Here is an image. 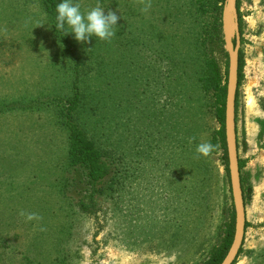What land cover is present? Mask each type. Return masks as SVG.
I'll return each mask as SVG.
<instances>
[{"label":"rangeland","instance_id":"obj_1","mask_svg":"<svg viewBox=\"0 0 264 264\" xmlns=\"http://www.w3.org/2000/svg\"><path fill=\"white\" fill-rule=\"evenodd\" d=\"M137 1L78 0L82 11L99 3L105 14L110 10L121 18L110 42L95 37L77 42L73 34L66 35L80 63V72H76L75 61L64 48L55 19L43 8V1L0 0V218L7 220L5 225L0 223V236L7 242L6 253L0 245V264H26L23 257L32 259L35 251L46 263V251H57L54 235L61 241L66 238L63 245L72 254L69 264H202L211 249L221 243L233 199L221 151L214 150L216 145L210 143L221 127L211 108L204 112L206 132L201 140L212 146L208 162L217 173L220 191L216 202H209L208 215L202 216L206 226L179 246L165 250L160 241L148 238L135 237V243L128 246L123 225L116 224L119 213L129 212L132 217V212H138L140 200L149 204V199L165 201L167 182H176L178 177L173 163L171 174L163 170L157 180L150 171L147 179L143 176L139 180V170L132 175L133 166L143 164L145 169L156 158L170 164L168 157H173L167 154L172 144L169 147L161 138L170 133L166 126L171 121L166 124L160 112L173 108L163 89L168 84L164 81L170 72L168 63L151 52L142 54L135 44L143 39L150 41L145 37V22L159 15L168 22L177 18V11L167 9L174 6V0H162L160 14L150 0H143L142 5ZM189 6L191 1L186 0L183 13ZM241 13L244 78L239 88L236 125L239 158L246 163L241 177L248 227L236 264H264V0H242ZM201 21L198 19L194 26L199 28ZM221 22L223 44L213 42L210 53L224 75L227 46L231 41L236 43L234 18L227 5ZM191 30L186 27L184 36L192 42ZM170 31L173 28L168 26V38ZM179 61L174 58L176 67L183 70ZM189 67L186 69L191 73ZM75 83L83 96L79 120L88 134L108 143L125 164L131 163L126 185L129 182V188L115 201L99 207L97 199V205L88 211L70 206V199L85 195L87 184L80 171L68 166L67 132L59 124L57 107L49 103L56 97L70 98ZM184 87L193 103L201 102L200 90L193 81ZM207 100L213 103L215 98L210 95ZM98 120H102L99 126ZM175 161L177 164V158ZM74 179L77 187L72 186ZM157 181L164 184L159 186ZM148 193L155 194L152 198ZM29 213L39 219L27 220Z\"/></svg>","mask_w":264,"mask_h":264},{"label":"trees","instance_id":"obj_2","mask_svg":"<svg viewBox=\"0 0 264 264\" xmlns=\"http://www.w3.org/2000/svg\"><path fill=\"white\" fill-rule=\"evenodd\" d=\"M41 1H43V8L55 19V8L60 1ZM144 1L138 0L137 2L142 5ZM150 1L156 5L160 14V8L164 7L161 4L162 0ZM190 1L191 6H189L184 13L183 7L186 0L173 1L174 6L167 9H174V12L177 11V13L175 12L177 18L171 22L165 21L160 15L158 18L152 19L150 23L145 22L143 26H148L145 37L150 41L147 43V40L143 39L137 41L135 44L142 54L148 55V52H151V54L157 56L156 58H159L160 61L163 59V61L168 63L167 67L170 72L167 74L166 71L165 74L167 75L164 78V81L168 80V84L165 83L163 89H166L165 96L167 103L169 99H171L173 108L169 109V107H167L165 111L161 110L160 112L166 124L171 121L166 126V129H168L170 133L167 132L166 135L161 138L165 139L169 147L170 144H172L170 153L167 152V154L168 156L172 154L173 157H168L170 164L164 163L161 158H156L151 160L152 164L145 169H143V164L133 166L135 172L132 175L139 170V180L143 176L147 179L151 177V175L157 180L158 175L163 170L171 174L170 168L173 163L177 169L178 177L176 182L171 179L167 182L165 201L159 202L155 199H149L151 201L149 204L147 200L143 202L140 200L137 202L139 206L138 212H132V217L129 212L128 214H118L116 224L118 227L123 225L128 238L126 241H130L127 243L128 246L135 243V241L132 240L135 237L137 239L142 238L143 240L148 238L160 241L158 242L159 245H162L163 248L167 250L169 247H177V245L179 246L183 241H187L189 239L187 237L194 232L198 233L202 225L203 228L206 226V221L203 220L204 218L202 216L206 217L208 215V212L211 210L209 202H216V196L220 191L217 173L210 168L208 162L209 153L204 155L197 151L198 146L207 141L204 140L202 142L201 140L206 132V116L204 117L206 108H211V110L214 111L216 120L221 125L220 129L215 132L210 143L216 145L217 148L214 150L221 151L222 161L226 171L225 177L231 191L225 134L228 62L226 72L222 75L218 64L210 53V46L213 42L220 45L223 44L221 19L226 0ZM241 3L242 0H238L237 8L240 33L242 34L243 17L241 13ZM195 12L197 18H194ZM170 14L172 15L173 13L171 12ZM201 18L203 21L199 22V28H196L194 23ZM168 26L173 28V31L169 33L171 35L170 38L166 37V29ZM186 27L192 29V42L190 38L184 36ZM57 33L61 37L64 48L72 55V59L75 61L74 65L76 72H80L78 56H76L68 38L60 31H57ZM158 36L159 38H157ZM155 39L156 41H154ZM175 57L180 59L179 62L183 70L178 69L174 64ZM156 60L157 59L154 61ZM189 65L192 70L191 73H188L186 69ZM243 68V55L240 54L239 88L244 78ZM156 70L157 73H159L158 67H156ZM147 71L150 73L148 68ZM171 77L172 80L170 82L169 79ZM188 81H193V84L198 86L200 90L198 96L201 102L193 103L190 99V93L187 91L188 89L184 87V85H187ZM74 90L75 92L70 98L56 97L49 100V103L57 107L59 124L62 125L67 132L68 166L71 170L80 171L82 178L87 184L85 195L81 194L78 200L75 198L70 199V206H72V209L80 207L79 210L88 211L97 205V199L99 207L101 203L115 201L119 198L120 192L126 191L129 188V182L128 186L126 185L130 177L129 170L131 163L127 162L125 164L121 155H118L114 149L109 147L108 143L101 142L99 138L98 141H96L88 134L86 128L79 120V114L82 108L81 98L83 96L81 95L77 83L74 84ZM210 95L215 98L213 103L207 100ZM156 97L157 93L155 92V102ZM238 104L239 89L236 100L237 109ZM101 123L102 120H98V126L101 125ZM111 127H113L112 124ZM173 130H175V132H173ZM112 144L113 142L110 143V145ZM211 151H213V149L209 152ZM147 155L150 156V154ZM175 158H177V164H175ZM163 163L165 165L164 167L162 166ZM245 165V161L240 159L241 172ZM126 167H128V169ZM149 171L151 175H148ZM84 180H79L78 182H84ZM148 181L147 183H150ZM241 181L246 204L247 197L242 177ZM72 182L74 183L77 181L74 179ZM157 182L159 186L164 184L162 181ZM72 186L77 187V183L72 184ZM154 194L148 193V196L151 195L153 198ZM146 197L147 194L145 193V198ZM99 209L100 208H98V210ZM117 209L120 211V206ZM68 210L69 208L65 209L67 214ZM128 210L129 208H127V211ZM152 211L155 212V214ZM150 215H152L151 220L149 219ZM6 222L7 220H2L0 218V223H4L5 225ZM247 227L248 224L246 223V229ZM235 228L236 212L232 200L228 210V220L225 224L222 241L218 246L215 245L211 249L202 264H222L233 244ZM61 230V232H63V228ZM59 234L60 233H58V235ZM70 236L67 238H70ZM17 237L18 236H15L14 238ZM53 237L55 239L54 247L57 251H46V263L39 259V257H42V254L38 251H35V257L32 259L28 257V255L23 257L25 263L54 264L53 261H56L58 264H69L68 261L71 260L72 254L69 252L70 250L66 249L63 245L66 238L61 241L59 236L54 235ZM0 242V245L4 248L6 253V239L0 236ZM242 252L243 249L241 248L239 256ZM237 260L234 264H236Z\"/></svg>","mask_w":264,"mask_h":264},{"label":"water","instance_id":"obj_3","mask_svg":"<svg viewBox=\"0 0 264 264\" xmlns=\"http://www.w3.org/2000/svg\"><path fill=\"white\" fill-rule=\"evenodd\" d=\"M238 0H226L228 9L234 18L235 40L229 42L228 53V76H227V96L225 112V134L228 153V165L230 175V185L234 208L236 212V228L233 244L222 264H234L238 259L243 247L246 233V207L241 181L240 158L237 141L236 125V100L239 89V67H240V46L241 34L239 24V14L237 8Z\"/></svg>","mask_w":264,"mask_h":264},{"label":"clouds","instance_id":"obj_4","mask_svg":"<svg viewBox=\"0 0 264 264\" xmlns=\"http://www.w3.org/2000/svg\"><path fill=\"white\" fill-rule=\"evenodd\" d=\"M146 10L147 8H145ZM55 11L54 26L56 31L62 32L64 36L69 33L73 34L77 42H88L91 37L110 42L117 34V22L121 18L110 10L105 14V8L101 7L99 3L87 11H82L78 0H60ZM211 147L209 144H200L197 151L207 155ZM26 219L32 221L39 217L35 213H29Z\"/></svg>","mask_w":264,"mask_h":264}]
</instances>
